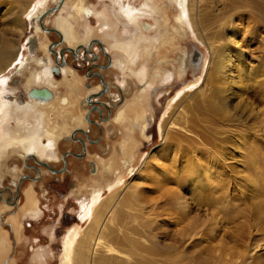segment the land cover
Wrapping results in <instances>:
<instances>
[{
    "label": "bare ground",
    "instance_id": "6f19581e",
    "mask_svg": "<svg viewBox=\"0 0 264 264\" xmlns=\"http://www.w3.org/2000/svg\"><path fill=\"white\" fill-rule=\"evenodd\" d=\"M13 1H20L18 10H12L6 19H0V165L4 158L16 154L26 161L33 158L52 172L62 173L63 169H55L37 157H51L52 150L73 129L67 126L68 122L74 125L83 123L84 99L76 98L81 81L77 79V82L68 83L70 87H66L67 90L60 95L55 90L56 74L65 77L68 72L75 74V71H71L69 66H57L50 53H46L45 57L39 59L43 64H39L42 69L32 73L25 82V93H28L29 99L19 102L7 98V94L15 93L17 88L10 87L13 80H17L8 72L14 75L25 73L27 61L32 57L37 59L28 53L31 52L29 48L34 47L37 36L47 31V28L39 25L45 10V6H38L40 0ZM110 1L116 16L114 26L122 24L115 12V5H118L120 14L125 18V32L130 30L135 33L127 41H117L116 34L112 32L114 29L111 30L112 26L109 28V50L115 55L113 65L122 73L127 67L128 76L134 78L130 80L133 85L146 79L149 84L142 89L137 87L138 93L130 105H121L111 118L119 125L122 134L118 144L119 156L129 159L125 161L121 157L119 161H114L101 158L102 175L90 184L85 182L81 189L84 199L79 201L80 220L88 224L85 228L77 225L65 235L60 264H193L194 260V264H204V261L201 262L203 259L213 264H258L259 258L264 257V247L254 246L252 240L256 241L258 233L263 231L261 229L259 232L261 223L251 225L243 220L237 225L236 220L242 219L247 213L234 207L231 195L235 189L233 179L238 174L248 175L255 171L252 178L249 176L251 179L248 182L251 183L253 195L264 197V108L255 105L251 98L261 100L264 104V68L247 70L251 61L247 58L246 49L249 33H258L253 25L254 20H264V0H144L140 5L129 0L127 3V0ZM1 3L4 0H0V6ZM71 4L72 11L68 18L59 15L60 32L58 29L57 32L63 35L70 51H78L81 45L83 49H88L89 45L85 43H89L98 29L102 33L106 25L104 21L108 23L110 19L107 15L109 12L97 11L94 6H88L86 0ZM222 6L234 9L235 13L230 19L226 9L220 12ZM24 15L29 16V23L24 20ZM92 15L99 19V25L104 23L103 28H91L88 19ZM233 16H236L235 23L231 22ZM145 18L154 22L148 23ZM71 19L77 23L85 21L83 35ZM24 22L26 29L28 24H33L31 28L34 29L26 43L22 41ZM191 30L207 50L204 71L193 84L197 89L188 94L184 91V97L176 106L178 109L168 113L167 118L163 117L159 126L162 141L137 169L134 162L138 135L146 133L150 124L146 117L154 106L150 89L156 84L168 87L174 75L184 76V49H179V60H172L169 53L176 48V44L180 45L183 39L193 33ZM103 33L106 39L108 35ZM149 33H153L152 42L147 37ZM7 35L11 36L7 38ZM79 42L83 43L73 47ZM25 49L29 50H26L28 54ZM145 50L149 61L152 59L151 50L160 51L161 57L156 59L155 67L147 69L141 64L142 53L146 56ZM123 82L127 83L125 80ZM34 87H47L52 97H31L29 92ZM123 87L126 88V84ZM19 93L26 96L23 90ZM88 101L90 104L93 102L92 99ZM243 109L249 113L247 116L254 115L252 121L245 119V115L242 117L245 114ZM97 110L101 113L100 107ZM241 111V115H238ZM133 122L142 125L141 134L132 130ZM135 133L137 138L134 137ZM226 140L228 142L225 145ZM81 142L85 144L83 139ZM122 160L124 164L120 169ZM41 162L48 163L50 167ZM135 168L136 172L128 179L127 171L123 170L131 173ZM36 169L39 175L44 173L39 166ZM27 176V179L34 181L39 179ZM22 177L17 186L18 191L23 183ZM101 179L105 181L104 186L100 183ZM107 192L108 198L104 199L103 195ZM25 204L26 207H22L25 208V218H37L43 211L32 191L27 193ZM14 205L19 208L22 203ZM6 207L10 208L9 205ZM263 233L261 236H264ZM167 237L172 239L169 241ZM7 241L0 230V248H4L5 243L8 246ZM190 247L194 251H189L192 250ZM8 251L6 257L3 256L6 259L4 264H12ZM33 259L38 264H45V253L42 250L34 251Z\"/></svg>",
    "mask_w": 264,
    "mask_h": 264
},
{
    "label": "rangeland",
    "instance_id": "374dc122",
    "mask_svg": "<svg viewBox=\"0 0 264 264\" xmlns=\"http://www.w3.org/2000/svg\"><path fill=\"white\" fill-rule=\"evenodd\" d=\"M74 1L77 2V0H58V1L40 0L38 6L41 8L45 6V10L43 15H41V18L39 19V25L42 28L43 27L47 28V31L44 30L46 32L43 31L44 33L41 34L40 37L38 36L36 37L34 42V47L31 49L29 48L31 52L28 49H25L26 54L31 53L32 55L36 56L37 59L32 57L33 60L32 58H30L32 62L30 60L27 61L28 65H26L27 66L25 69L26 71L24 74L22 73L23 75H21L20 73L17 74L15 73L14 75L8 72L9 75H11L12 78L16 79L18 82L17 81L14 82L15 80H13L12 86L10 87L15 88L14 86H16L17 88L15 90V93L7 94V98L11 100L17 99L19 102H26L29 99V97L25 93L26 91L25 87L27 85L25 82L27 78L31 77L30 75L32 73L40 71L38 69H42L41 66L43 64L39 59L45 57L46 53L47 54L50 53L49 55L54 59L57 66L64 65V67L67 66V68L69 66L71 71L72 70L75 71V74H73V72L71 73L68 72L65 77L63 74H56L57 88H55V90L57 89L59 91V94L63 95L64 92L67 90L66 87H70L68 83L72 81L77 82V79H79L81 82L78 83L80 85V88L77 89V91L79 90V92L77 93L76 98L84 99L82 104L83 118H84V120L82 121L83 123L78 124L79 125L78 127V125H74L68 122L67 126L68 127L71 126V129L72 128L73 129L71 130V132H67L64 135V138L60 141L58 147L52 150L51 157L47 159H42L37 157L38 160L42 159L43 161L48 162L55 169H63L64 171L62 173L57 174L43 166L44 167L43 178L38 179L37 181L32 180L33 182H31L30 179H27L29 178V176H27L29 175L28 170H30L27 165H36L39 167L40 165L36 163L33 158L28 159L26 162L25 159L21 158L16 154L9 156L7 159L4 158L2 164L0 165L1 191L3 190V188H8V187L14 188V184L16 183V180H18L23 175V179H22L23 184L21 185L22 188L20 192L21 194L20 204L22 203V206L18 204L20 205V208L16 209V207L13 206L14 204L12 205L8 203L5 199H3L4 201L0 200V208L3 209L4 211H5L4 207L7 209L5 212L1 213L2 219L7 221L8 216L10 217V219L12 216L14 217L18 216L20 219H22L20 222L21 224H23L22 227L21 224L20 225L14 224L15 226L14 230H12L10 224L5 223L4 225L6 228H9L7 229L8 234H5V236L7 235L6 237L9 242L10 240H12V242L10 243V245L12 246L10 248V253H9V257L11 258L12 264H38L33 259V252L37 250H42L45 253L46 256V259L44 260L45 264H60L61 253L63 250L62 245L65 235L67 236L68 232L71 231L77 225H81V227L85 228L88 224V222H82L80 220V216H81L80 202L81 200L84 199L81 189L85 186L86 183L90 184V182H93L96 177L102 175V169H100L102 167L101 158H104L105 160H109L111 158L114 159V161L115 160L119 161L121 157H122L121 159L125 161L126 159H129L127 156L126 157L123 155L119 156L120 154L118 153V144L122 138V134L120 132L119 125L115 123L111 118L117 111L120 110L122 106H126L128 104L130 105L131 101L138 93L139 88L137 87H140L142 89L144 86L149 84L148 79H146L142 83L133 85L130 82V80L134 78H130L128 76L127 67H125V73H122L121 70H119L117 67L113 65V62L115 60V55H113L114 53L112 54L111 51L109 50V45H110L109 37L111 36L110 35L111 33H107V32H110L112 29H114L112 30V32L116 34L117 38H115V40L117 41L120 40L127 41L128 39L133 37L135 33L133 31L131 32L130 30L128 32H125L124 30L125 18L123 17V15L120 14V9L118 5H115L116 8L115 12H117L120 19L122 20V24H120V26H116V27L114 26L115 25L114 21L116 16L114 15V11H112L114 10V6L110 0H106V1L86 0V4H88V6H94L99 12L103 10L104 11L107 10V12H109L107 15L110 18L108 19V23L107 20L104 21L106 25L104 26L105 28L103 29L102 33L98 32L99 31L98 29L94 33V35L91 36L89 43L88 42L85 43L89 45L87 47L88 49L86 48L83 49V46L81 45L78 51L77 50H74V52L70 51L68 49V44H66L64 41L63 35L61 36L57 31L49 29L50 27H55L57 29L59 28L58 26L59 15L62 14L63 17H67V18L70 16V13L72 11L71 3H73ZM129 1H132L133 4L136 3L135 5H140L144 2V0H129ZM42 2L43 4H40ZM127 2L128 0L126 1V3ZM18 3H20V1L4 0V3H1L0 6V19L1 17L3 18V20L6 19L8 16L7 14H9V12H11L12 10H18L17 6L21 4ZM232 9L233 8L230 9L229 6H222V8H220L221 10L220 12L225 11L227 13L226 15L230 19V16L234 15L233 13H235V11L233 12L234 9L233 10ZM23 18L24 20H26V23L29 21V16L25 17L24 15ZM145 19L146 21H148V23L152 24L154 22L150 18H145ZM88 21L90 22L91 28L92 27L103 28L104 23H101L102 26L101 24L99 25L100 22L96 16L94 17L92 15L91 18L88 19ZM235 21H236V16H233L231 22L235 23ZM71 22L74 24V26L78 27V30H81L79 33L83 35L84 31L82 26L83 23H85V21L81 20L77 23V21L71 19ZM110 22H112V24ZM254 22L255 24L253 23V25L256 28L255 31L258 33L256 34L249 33V35L247 36V38L249 39V43L246 45L247 58L249 61H251L250 65L251 66L253 65V67L249 65L247 70L251 68L258 70L264 68V20L259 18V19H255ZM26 23L24 22L25 28L23 32L24 34L22 35V41L24 43H26L27 38H29L30 34L34 31V29L31 28L33 24L32 25L28 24L29 26L26 29ZM109 28H111V30H109ZM151 29L150 31H152ZM5 31L6 29L3 32ZM58 31L60 30L58 29ZM103 32H106V34L108 35L106 39L103 38V34H104ZM9 36L11 35H7V38ZM195 36L196 35L194 32L190 33V36H188L186 39H183L184 42H182L180 45L179 43L176 44V48L174 50H171V52L169 53V55L173 58L172 60L174 61L175 59L179 60L178 58V56L180 55L179 49H184L182 55L184 76H182L181 78V77H176L174 75V80H172V82L170 83L171 85L168 84V87L167 86L162 87L163 85L156 84L153 85L150 89V92L153 97L154 106L151 112H149L150 114L146 117L147 123L148 122L150 123V124L148 123L149 125L147 126L146 133L143 134L142 136L138 135L140 145L138 144V146L136 147L135 162H134L135 167L137 169L141 167L146 156L161 143L162 137L160 135L159 126L163 121L162 120L163 117L167 118L168 113H171L174 110L178 109L176 106L178 105L181 98L184 97V91H186L187 93L186 92L185 93L188 94L190 92L195 91V89H197V87L193 84L196 82L197 78H200V76L204 71L205 59L207 57V50L205 46H203L200 43L199 39H197V37ZM121 37H123V39ZM147 37L150 39L151 42L154 39L153 33H149ZM13 42L15 43L14 40ZM244 42L246 43L245 40ZM80 43L82 44L83 42L75 43L73 47ZM26 50H28L29 52L27 51L28 52L27 53ZM150 52L152 56V59L150 61H149V55H147L148 54L147 51L145 52L146 56H144V53H142L143 58L140 61L141 64H144L146 67H148L147 69L155 67L157 62L156 59H158V57H161L160 51L159 53H157L155 50H151ZM126 62L128 63L129 61ZM148 62H149V66H148ZM14 70L15 69H13V71ZM99 74H101V76ZM103 79L107 84V88L102 82ZM123 80L127 81V83H124ZM123 83L126 84V88L123 87L124 85ZM21 90H23V92L25 93L26 100L21 99L18 96ZM251 98L254 101L255 105H259L261 108H264V104L260 102L261 100H258L252 96ZM89 99H92L93 102L96 101L98 102L90 104L88 101ZM100 101L109 104L111 106L110 111L104 106H102L103 110H101L102 111L101 114L100 112L96 111L97 108L92 109V107H96V106L100 107L98 105V104L102 105ZM169 104H173V106L170 107ZM174 105L176 108L174 107ZM243 110L242 111L245 114H243L242 117H244L245 115L244 117L245 119H249L248 121H252L254 119L253 118L254 115L252 114L251 116L249 115L247 116V114L249 113H246L247 111L246 109ZM242 111L238 115H241ZM84 123L86 126H84ZM133 123L131 124L132 130L134 132L137 131L138 132L137 134H141L142 125L134 123V125L137 126L135 129L133 127ZM81 124L82 126L80 127ZM134 135H135L134 137L137 138L136 133ZM81 139L85 140L86 142L85 147L81 142ZM88 139H90V141H88ZM227 142L228 141L226 140L225 145ZM233 143L235 145L234 141ZM115 149L116 151L113 152ZM115 154L117 157L115 156ZM114 156L118 159H115ZM123 160L120 163L121 164V166L119 167L120 169L124 164ZM249 161L250 160L248 158V162ZM23 164H25V166H23ZM136 168L131 173L125 169L123 170V172L127 171L126 173L127 175H129L127 178L129 179L131 178L132 174L136 172L137 170ZM235 169H239V168L235 167ZM31 174L33 175L35 174V172H32ZM62 174L64 175L62 176ZM254 174L255 171L250 172L248 175L247 173L245 174L243 173V175L238 174L236 179L235 178L233 179L235 189L231 195V198L234 201L235 208L238 207V209H241L242 212L244 211L243 213H247L246 216L243 217L242 219L240 218L239 220H236L237 225L239 223L241 224L243 220H247V222H249V224L251 225L261 223L260 225L258 224L259 227L261 226L259 232L261 231V229L263 231L258 233L257 235L258 238L256 241L255 240L252 241H254L253 242L254 246L259 245L260 247H264L261 246L264 245V236H261L262 232H264L263 229L264 228V200H263L264 197L261 196L260 194L253 195V189L250 185L251 183L248 182L249 179H251ZM261 175H263V173H261ZM249 176H251V178H249ZM100 183L104 186L105 181L101 179ZM91 185L93 186V184ZM30 191L35 193V197L39 199V203H40L39 206L43 210L40 216L37 218H31L29 216L25 218L24 215H22V211L25 210V208L22 207H26L27 205L25 204L26 195ZM85 194H88V192H86ZM108 194L109 193L107 192L103 195L104 199L108 198L107 197ZM7 204L9 205L10 208L6 207L8 206ZM8 209L10 211H8ZM0 230L2 231L1 228ZM255 232L257 233L258 231ZM168 238L169 237H167V239ZM171 239L172 238L170 237L169 241ZM8 241L7 244H9ZM189 249H188L189 251H194L192 247H190ZM263 253L264 251L262 252V256H264ZM4 259L5 258H0V264L3 263ZM202 261H204V264H213L211 263V261H205L204 259L201 260V262ZM194 262L195 260L193 261V264ZM257 263L264 264V257L259 258ZM201 264H203V262Z\"/></svg>",
    "mask_w": 264,
    "mask_h": 264
},
{
    "label": "flooded vegetation",
    "instance_id": "af4514ba",
    "mask_svg": "<svg viewBox=\"0 0 264 264\" xmlns=\"http://www.w3.org/2000/svg\"><path fill=\"white\" fill-rule=\"evenodd\" d=\"M60 32V31H59ZM100 76H101V74H99ZM102 82L104 83V85L106 86V88H107V84L105 83V81H104V79L102 80ZM28 94V93H27ZM93 99V98H92ZM98 101H96V102H92V103H97ZM101 102V101H100ZM102 103V105H100V104H98L99 106H100V109L102 110V106H104V107H106L109 111H110V108H111V106L109 105V104H107L106 102H101ZM92 106V105H91ZM90 106V107H91ZM97 107V106H96ZM96 111H98V112H100L99 110H96ZM109 111H108V113H109ZM101 113H102V111H101ZM100 113V114H101ZM109 115H110V113H109ZM87 132V131H86ZM84 143L85 144H83L84 145V147L86 146V142H85V140H84ZM64 160V159H63ZM27 162V161H26ZM26 165H27V163H26ZM23 166H25V164H23ZM28 166V168L30 169V170H28V172H29V175L31 176V177H39V179H41V178H43V174L41 173V175H38V170L36 169V165H27ZM24 168V167H23ZM40 168H44L43 166L41 167L40 166ZM25 169V168H24ZM46 169V168H45ZM32 172H35V174H36V176H35V174H31ZM58 174V173H57ZM64 174H62V176H63ZM19 180H20V178L18 179V180H16V183L14 184V188H11V187H8V188H3V190L1 191V193H0V200H3V199H5L8 203H10V204H14L17 200H18V204L20 203V200H21V194H20V192H21V188H22V186H21V188H20V190L18 191L17 190V186H18V183H19ZM31 180V182H33L32 181V179H30ZM29 181V180H28ZM23 184V183H22Z\"/></svg>",
    "mask_w": 264,
    "mask_h": 264
},
{
    "label": "crops",
    "instance_id": "0c3cea01",
    "mask_svg": "<svg viewBox=\"0 0 264 264\" xmlns=\"http://www.w3.org/2000/svg\"><path fill=\"white\" fill-rule=\"evenodd\" d=\"M80 88V87H79ZM30 157V156H29ZM38 159V158H37ZM40 160V159H39ZM42 160V159H41ZM43 161V160H42ZM44 170V168H40V170ZM48 171V170H47ZM39 173V172H38ZM18 202V201H17ZM17 202H15V203H17ZM15 206V205H14ZM16 207V206H15ZM20 208V207H19ZM16 209H17V207H16ZM0 228L2 229V232L4 233V234H8V230L7 229H9V228H6L4 225H5V223H7V224H10L11 225V227H12V230H14V228H15V226H14V224H17L18 222H20L22 219H19V217L17 216V217H14V216H12L11 217V220L9 219V220H4V219H2V216H1V212L2 211H4L3 209H1L0 208ZM9 210V209H8ZM23 213H24V210L22 211V215H23ZM4 220V221H3ZM14 227V228H13ZM7 236V235H6ZM12 242V240H10V242H8L9 243V245L8 246H6L5 244H4V248H0V258H5L6 257V252L8 251V253L10 252V249H8L9 248V246H10V243ZM6 246V247H5ZM2 249V250H1ZM1 253H5L4 255L3 254H1ZM3 256H5V257H3Z\"/></svg>",
    "mask_w": 264,
    "mask_h": 264
},
{
    "label": "water",
    "instance_id": "95a60500",
    "mask_svg": "<svg viewBox=\"0 0 264 264\" xmlns=\"http://www.w3.org/2000/svg\"><path fill=\"white\" fill-rule=\"evenodd\" d=\"M49 29L55 30L57 31V28L55 27H50ZM21 98H24L25 96L22 93H19ZM29 95L31 97H35V98H42V99H50L52 97V92L47 88V87H43V88H37L34 87L30 92ZM99 109V107H92V109ZM42 165H45L47 167H50V165L48 163H42ZM23 179V177H22ZM21 179V181H22Z\"/></svg>",
    "mask_w": 264,
    "mask_h": 264
}]
</instances>
